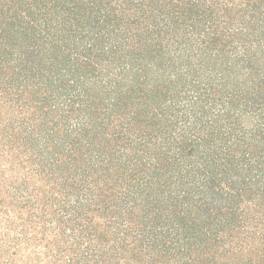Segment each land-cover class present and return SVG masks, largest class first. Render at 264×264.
<instances>
[{
    "label": "trees",
    "instance_id": "trees-1",
    "mask_svg": "<svg viewBox=\"0 0 264 264\" xmlns=\"http://www.w3.org/2000/svg\"><path fill=\"white\" fill-rule=\"evenodd\" d=\"M0 264H264V0H0Z\"/></svg>",
    "mask_w": 264,
    "mask_h": 264
}]
</instances>
